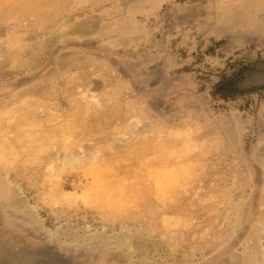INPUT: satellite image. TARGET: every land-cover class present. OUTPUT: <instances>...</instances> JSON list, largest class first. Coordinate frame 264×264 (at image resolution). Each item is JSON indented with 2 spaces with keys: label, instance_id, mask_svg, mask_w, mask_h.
Instances as JSON below:
<instances>
[{
  "label": "rangeland",
  "instance_id": "obj_1",
  "mask_svg": "<svg viewBox=\"0 0 264 264\" xmlns=\"http://www.w3.org/2000/svg\"><path fill=\"white\" fill-rule=\"evenodd\" d=\"M0 264H264V0H0Z\"/></svg>",
  "mask_w": 264,
  "mask_h": 264
}]
</instances>
